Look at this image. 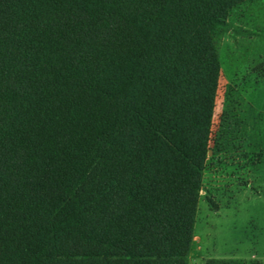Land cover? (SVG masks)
<instances>
[{"label":"trees","instance_id":"trees-1","mask_svg":"<svg viewBox=\"0 0 264 264\" xmlns=\"http://www.w3.org/2000/svg\"><path fill=\"white\" fill-rule=\"evenodd\" d=\"M245 1L0 0V264H187Z\"/></svg>","mask_w":264,"mask_h":264},{"label":"rangeland","instance_id":"rangeland-1","mask_svg":"<svg viewBox=\"0 0 264 264\" xmlns=\"http://www.w3.org/2000/svg\"><path fill=\"white\" fill-rule=\"evenodd\" d=\"M214 39L220 74L187 264L264 261V0L233 8Z\"/></svg>","mask_w":264,"mask_h":264}]
</instances>
